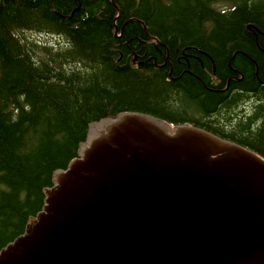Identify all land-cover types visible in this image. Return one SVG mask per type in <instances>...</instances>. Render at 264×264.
Instances as JSON below:
<instances>
[{
    "label": "trees",
    "instance_id": "16d2710c",
    "mask_svg": "<svg viewBox=\"0 0 264 264\" xmlns=\"http://www.w3.org/2000/svg\"><path fill=\"white\" fill-rule=\"evenodd\" d=\"M129 112L264 158V0H0V250L89 125Z\"/></svg>",
    "mask_w": 264,
    "mask_h": 264
},
{
    "label": "water",
    "instance_id": "95a60500",
    "mask_svg": "<svg viewBox=\"0 0 264 264\" xmlns=\"http://www.w3.org/2000/svg\"><path fill=\"white\" fill-rule=\"evenodd\" d=\"M0 264H264V159L142 113L89 125Z\"/></svg>",
    "mask_w": 264,
    "mask_h": 264
},
{
    "label": "rangeland",
    "instance_id": "374dc122",
    "mask_svg": "<svg viewBox=\"0 0 264 264\" xmlns=\"http://www.w3.org/2000/svg\"><path fill=\"white\" fill-rule=\"evenodd\" d=\"M25 36L27 38H29L30 40H34V41H38L40 43H55L57 41V39L55 37H51V36H45V35H38V34H34V33H27L25 34Z\"/></svg>",
    "mask_w": 264,
    "mask_h": 264
}]
</instances>
